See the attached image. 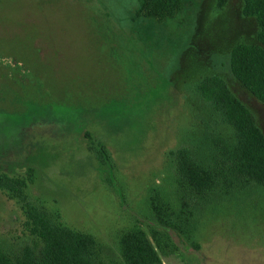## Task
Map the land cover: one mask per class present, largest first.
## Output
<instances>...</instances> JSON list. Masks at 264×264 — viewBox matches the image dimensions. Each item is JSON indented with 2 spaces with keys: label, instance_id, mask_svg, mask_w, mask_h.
Wrapping results in <instances>:
<instances>
[{
  "label": "rangeland",
  "instance_id": "obj_1",
  "mask_svg": "<svg viewBox=\"0 0 264 264\" xmlns=\"http://www.w3.org/2000/svg\"><path fill=\"white\" fill-rule=\"evenodd\" d=\"M216 3L182 0L175 20L156 25L133 18L137 0H0V127L17 129L0 133V173L32 169L28 200L90 234L103 264H124L128 230L150 236L153 196L177 217L192 213L187 239L168 230L177 248L161 264H264V184L238 171L232 129L195 89L222 79L264 136V106L228 69L236 43H257L256 23L241 0ZM181 149L216 175L211 188L184 181ZM24 224L0 190L1 251L40 248Z\"/></svg>",
  "mask_w": 264,
  "mask_h": 264
},
{
  "label": "trees",
  "instance_id": "obj_2",
  "mask_svg": "<svg viewBox=\"0 0 264 264\" xmlns=\"http://www.w3.org/2000/svg\"><path fill=\"white\" fill-rule=\"evenodd\" d=\"M137 2L133 18L151 21L156 25L175 20L183 7L182 0ZM216 4L221 9L225 0H217ZM240 12L243 17L255 21L257 43H236L229 52L228 69L231 76L264 106V0H241ZM8 64L0 59V69L9 68ZM15 64L17 63L12 60V65ZM195 89L216 116L214 123L232 129L238 171L247 178L264 184V136L256 125L253 113L216 76L201 79ZM1 130L0 133L6 135L17 131L16 126L7 125L0 127ZM85 139L90 143L88 148L91 149L92 138L85 134ZM177 153L178 170L184 181L198 192L211 188L216 175L202 165L200 160L189 157L186 149L178 150ZM99 155L102 158L101 153ZM32 181V169L27 170L25 179L0 173V190L19 202L26 230L40 242L37 251L25 246L18 256L0 250V264H103L96 241L90 234L57 224L47 212L28 200L25 189L27 183ZM150 208L155 219V227H151L150 236L139 228H133L119 239L118 252L124 264H161L160 255L174 252L177 248L169 231L183 239L190 236V211L183 217H177L170 206L158 201L155 196L150 198Z\"/></svg>",
  "mask_w": 264,
  "mask_h": 264
}]
</instances>
